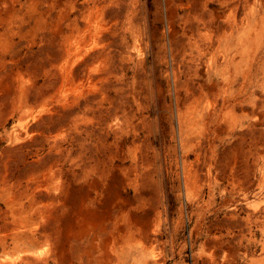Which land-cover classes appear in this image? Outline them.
Masks as SVG:
<instances>
[{
    "label": "rangeland",
    "instance_id": "374dc122",
    "mask_svg": "<svg viewBox=\"0 0 264 264\" xmlns=\"http://www.w3.org/2000/svg\"><path fill=\"white\" fill-rule=\"evenodd\" d=\"M245 1L134 0L131 33L127 0H0V264H264V0ZM95 6L108 60L62 85L60 37ZM202 18L231 27L213 54Z\"/></svg>",
    "mask_w": 264,
    "mask_h": 264
},
{
    "label": "bare ground",
    "instance_id": "6f19581e",
    "mask_svg": "<svg viewBox=\"0 0 264 264\" xmlns=\"http://www.w3.org/2000/svg\"><path fill=\"white\" fill-rule=\"evenodd\" d=\"M127 1L131 5V8H130L131 17H130L129 23L127 24V26H125L121 29V32L136 33L137 28L135 25V16L133 14L134 13L133 12L134 0H127ZM223 1L226 2L227 0H223ZM244 3H247V1H245ZM103 8L104 7H101V6H95L94 8H88L85 10V12L81 13L82 17L77 16V18L74 17L73 20L71 19V21L68 24L66 31L60 37L61 40L59 41V44H58V54H57L56 58H57V61L63 60V66L62 67L65 68V69L63 68L65 70L64 78L58 79V81L62 82V85H64L67 82H74L75 83V81H77V82L79 80L81 81V78L83 76H85V78H87V76L90 74L89 72H91L93 66H95V65H93L95 62L96 63L98 62V64H99V63H102V62L108 60V54L104 53L103 50L95 52V53H90V54L88 53V51L93 49L92 47H98V45L106 44V43L110 42V40L105 39L107 37H104V35L102 36V34L100 32V30L104 26L100 22L101 11ZM113 15H115V14H113ZM207 18H202L204 26H203V30H200V37L202 35H207L208 41L200 39V51H206V52L209 51V52H212V54H213V51L221 45V42H222L221 38H223L224 36L226 38H228L230 36L231 27L229 24H218L210 30L209 28L211 26H210L209 20H207ZM207 28L209 29L208 32H207ZM197 43H198L197 40L194 39L193 44L196 46ZM90 46H92V47H90ZM55 49H56V47L54 48V50ZM104 49H106V47ZM76 64H78V65L76 66ZM96 71H97V68H96ZM86 73L87 74L89 73V74L86 76ZM93 74H91V75H93ZM52 76H53V74H52ZM82 84H83V82H82ZM69 87H66V89ZM73 89L74 88H72L70 90H73ZM64 92H66V91H64ZM85 95H86V92H85ZM72 97H73V95H72ZM69 98H68V100H69ZM73 99H74V97H73ZM75 100H76V98H75ZM67 102H70V101H67ZM91 102L92 101H90L89 103H91ZM71 113H73V112H71ZM76 114H78L77 111H76ZM85 115H87V113ZM23 120H24V116L19 114L17 121L22 122ZM77 129H79V128H77ZM54 145H55V143L53 142L51 144V147H53Z\"/></svg>",
    "mask_w": 264,
    "mask_h": 264
}]
</instances>
